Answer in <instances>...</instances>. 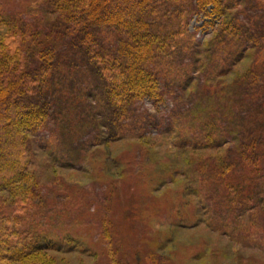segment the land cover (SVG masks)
Masks as SVG:
<instances>
[{
  "label": "rangeland",
  "instance_id": "1",
  "mask_svg": "<svg viewBox=\"0 0 264 264\" xmlns=\"http://www.w3.org/2000/svg\"><path fill=\"white\" fill-rule=\"evenodd\" d=\"M230 7L264 35L258 0ZM0 10L32 22L24 37L31 60L45 50L65 63L45 75L49 86L42 97L60 137L47 150L42 145L50 128L39 127L30 136L46 179L40 184L41 203L28 208L25 222L32 227L38 219L55 234L58 248H51L45 235L41 241L56 264H110L109 244L121 264H264V234L260 230L252 237L245 224L250 206H264V180L226 163L240 144H253L259 136L256 149L264 150L259 48L246 45L237 61L231 56L227 65L209 70L207 63H216L215 30L222 16L194 14L190 31L201 44L189 55L196 62L192 80L187 82L188 72L161 99L128 106L130 114L119 120L95 61L46 0H0ZM175 122L193 149L166 133ZM125 123H130L126 130ZM207 132L215 138L196 145L197 135ZM59 176L63 187L54 189L52 179ZM232 198L235 211L227 219L221 199Z\"/></svg>",
  "mask_w": 264,
  "mask_h": 264
},
{
  "label": "trees",
  "instance_id": "2",
  "mask_svg": "<svg viewBox=\"0 0 264 264\" xmlns=\"http://www.w3.org/2000/svg\"><path fill=\"white\" fill-rule=\"evenodd\" d=\"M238 1L46 0V3L53 7L57 17L72 25L76 40L95 61L106 82L113 112L122 120L123 113L128 116L131 112L128 106H139L145 98L158 101L165 89L171 85L175 88L174 82L188 72L191 76L187 82L192 80L196 62L189 55H194L201 44L189 26L196 13L222 16L220 29L215 30L216 63L209 61V70L214 72L218 65H227L231 56L237 61L246 45L259 48L256 50L258 63L264 59V35L250 28L232 10L231 4ZM258 1L264 19V0ZM27 22L22 15L7 17L0 10V264H56L55 257L48 253L49 246L41 241L45 235L52 242L50 247L58 248L60 242L54 238L55 234L44 229V223L38 219L30 222L32 227L25 222L28 208L34 207L37 201L41 203L40 184L46 179L45 172H40L44 167L42 156L31 150L30 136L39 127L50 128L52 132L48 142L42 145L44 149L49 144L55 146L60 137L57 122L50 121L48 116L50 105L42 97L45 87L49 86L45 75L63 68L65 63L60 56H46L45 50L38 52L37 60L30 59L24 37L27 24L32 22ZM128 124L121 125L122 129L126 130ZM173 127L165 130L166 133L178 136L179 146L188 144L194 148L192 141L183 140L185 130L179 122ZM197 137L196 145L204 137L214 139L215 135L207 132ZM260 141L261 136L253 144H240L238 151L227 160V168L237 166L242 172L255 171L264 180V150L256 149ZM46 152L49 161L52 157ZM60 178L52 179L54 189L63 187ZM234 201L221 199L227 219L235 211ZM249 209L245 218L247 231L252 237L258 236L260 230L264 234V206ZM108 251L110 264H121L111 244Z\"/></svg>",
  "mask_w": 264,
  "mask_h": 264
}]
</instances>
